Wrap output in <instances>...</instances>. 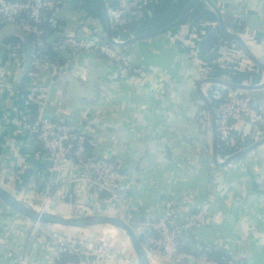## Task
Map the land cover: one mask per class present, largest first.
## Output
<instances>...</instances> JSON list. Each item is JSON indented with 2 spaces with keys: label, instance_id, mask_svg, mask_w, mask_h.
<instances>
[{
  "label": "crops",
  "instance_id": "0c3cea01",
  "mask_svg": "<svg viewBox=\"0 0 264 264\" xmlns=\"http://www.w3.org/2000/svg\"><path fill=\"white\" fill-rule=\"evenodd\" d=\"M129 1L63 0L51 19L55 30L51 41L74 33L109 42L104 5ZM190 1L150 0L143 18L128 30L112 26V35L123 41L160 30L175 22ZM210 1H195L183 21L166 32L120 46L133 65L147 71L146 78L99 52L68 54L67 66L54 78L43 63L32 61L25 68L27 42L12 23H1L0 185L63 215L123 216L138 232L146 231L173 202L175 223L208 204L209 221L184 231L186 253L208 247L216 259L264 264V142L255 145L264 137V128L241 122L243 127L236 129L235 141L228 147L214 131L212 113L216 114L221 96L231 88L220 80L242 86L264 83V0ZM218 9L226 21L225 30ZM208 35L207 52H214L209 61L199 52ZM35 85L48 87L50 118L84 131L92 154L118 163L126 175L122 183L129 210L97 196L76 162L54 163L32 137L29 123L34 118ZM246 91L264 112V85ZM31 225L0 201V264H17L21 253L28 255L31 264H60V252L47 241L59 228L44 225L32 235ZM95 229L90 231L92 238L84 228L62 231L84 241L85 258L93 264H138L134 252H125L112 240L103 241ZM157 262L197 264L186 255L161 257Z\"/></svg>",
  "mask_w": 264,
  "mask_h": 264
},
{
  "label": "built area",
  "instance_id": "2783aa9c",
  "mask_svg": "<svg viewBox=\"0 0 264 264\" xmlns=\"http://www.w3.org/2000/svg\"><path fill=\"white\" fill-rule=\"evenodd\" d=\"M150 0H130L125 5L108 6V13L114 28L128 30L136 20L144 17V8ZM63 4V0H0V24L13 23L19 25L28 33H40L39 24L43 20L46 10H53ZM26 18H22V14ZM120 40V39H117ZM121 41V40H120ZM42 44V43H40ZM57 49H71L74 54L79 53H103L108 59L119 63L127 70L133 71L146 78L147 71L135 66L129 60L127 52L120 46L107 42L98 36L84 37L79 34H66L60 38ZM72 53V54H73ZM33 61L45 64L51 71L52 77H57L67 66V63L59 64L51 60H41L33 53ZM47 89L44 86H34L31 97L34 118L29 123V131L33 138L40 141L43 148L53 159L60 164L71 159L82 169L84 179L88 181L97 196L103 197L104 192L108 201L122 211L130 209L127 194L124 191L122 181L125 178L124 171L115 160L103 156L90 154L88 137L84 131L61 119L50 118L46 114ZM264 128V112L251 100L247 91L241 88H229L220 98V105L216 112V123L221 142L226 146L234 143V132L243 127L240 123ZM240 126V127H239ZM177 214L176 203L170 204L158 220L151 222L146 231H139L145 238V246L152 261L157 257L177 259L180 256L192 257L197 264H235L229 259H215L211 257L209 248H204L198 254L184 253L179 249L184 231L193 229L199 224H206L211 215L208 204H203L187 220L173 222ZM27 218V217H26ZM30 233L36 235L44 224L32 220ZM62 233V232H61ZM49 244L60 252L58 260L62 264H93L85 258L86 245L82 239L52 234ZM74 255L76 259L61 260L62 254ZM17 264H31L25 253L17 255Z\"/></svg>",
  "mask_w": 264,
  "mask_h": 264
},
{
  "label": "water",
  "instance_id": "95a60500",
  "mask_svg": "<svg viewBox=\"0 0 264 264\" xmlns=\"http://www.w3.org/2000/svg\"><path fill=\"white\" fill-rule=\"evenodd\" d=\"M197 0H191L190 3L185 7L184 11L182 12L181 16L173 23L169 24L168 26L146 34H142L139 36H135L132 38H129L127 40H117L112 35V23L111 19L108 13V6L104 5L105 12L107 14V17L109 19L110 23V29H109V42L117 45V46H123L125 44L131 43L136 41L140 38L149 37L152 35H157L160 33H164L174 26L178 25L183 19L186 17V14L190 8V6ZM208 3H211L210 0H205ZM216 8V7H215ZM219 19L222 23L221 26L223 27V30H225L224 25L226 24V21L224 20L221 11L218 9ZM252 16H249L251 18ZM15 28V32L20 35L24 40L27 42L26 45V51L23 57V66L25 68H28L33 61V46L31 41V35L30 33L24 31L21 29V27L17 24H11ZM211 35V34H210ZM210 35L206 36L202 39L200 45H199V52L201 53V58L204 60H212L214 58V52H207V43L210 40ZM236 37V36H234ZM240 40L241 44L243 46H246L242 39L238 38ZM262 66V65H261ZM264 66V65H263ZM205 81H211L210 79L206 78ZM217 81V80H216ZM220 84L227 86H230L231 88H241V89H250V88H256L259 86H263V84H260L259 86L255 85H239L234 84L232 82H228L225 80H220ZM213 117H214V131L217 134V123H216V114H214L213 110ZM264 142V137L258 140L255 145H259ZM217 143V139L215 140V144ZM246 150V149H245ZM244 151L238 152L236 154H232L231 156H228L223 163H228L230 160H233L234 158L238 157L239 155L243 154ZM0 201H2L4 204H6L9 208H11L13 211L18 212L19 214H22L23 216L30 218L32 220L39 221L40 223L44 225L54 226L57 229H68V228H92V227H98L100 225H111L114 227H117L121 230H123L126 235L128 236L131 247L133 249V252L135 254V258L137 260L138 264H154L152 261V258L150 254L148 253V250L144 244V242L141 240V234L137 231V229L133 226V224L126 219L123 216L120 215H114V214H108V213H100V212H87L81 215H63L60 213H56L53 211H49L44 207H39L37 205H34L27 200H24L22 198L17 197L13 192L7 190L2 185H0ZM69 234V233H67Z\"/></svg>",
  "mask_w": 264,
  "mask_h": 264
},
{
  "label": "trees",
  "instance_id": "16d2710c",
  "mask_svg": "<svg viewBox=\"0 0 264 264\" xmlns=\"http://www.w3.org/2000/svg\"><path fill=\"white\" fill-rule=\"evenodd\" d=\"M54 11H55V9L46 10L44 13V16H43V20L39 24V29H40L39 32L40 33H38V34L37 33H31L30 34L32 46H33V53H35L37 55V57L40 58L41 60H44V61L51 60V61L57 62L59 64H64L69 59L68 54L71 55L73 52L71 51V49H67V48L64 50L56 48L57 42L60 40V37L56 38L54 41H51L52 34L55 31L54 27L52 25V22H51V19L52 18L55 19V16H56ZM22 18L27 19L25 13L22 14ZM13 42L17 43L18 40L13 41ZM40 43H42V44H40ZM33 115H34V113H33ZM39 143L42 145L41 142H39ZM88 148H89V153L92 154L90 151L91 148H90L89 144H88ZM41 150H43L42 147H41ZM101 195L103 197L107 196V194L104 192ZM141 240L143 242H145L144 237H141ZM179 243H180L179 249L181 251H185L182 247V240H180ZM184 253H186V251ZM195 254H198V253H195ZM211 257H213V256L211 255ZM69 259H76V257L74 255H68L66 253L62 254L61 260H69ZM218 260H220V259H218ZM59 263L62 264L61 262H59Z\"/></svg>",
  "mask_w": 264,
  "mask_h": 264
},
{
  "label": "rangeland",
  "instance_id": "374dc122",
  "mask_svg": "<svg viewBox=\"0 0 264 264\" xmlns=\"http://www.w3.org/2000/svg\"><path fill=\"white\" fill-rule=\"evenodd\" d=\"M48 196H46V199L48 200L47 198ZM95 232H97L99 235H100V238L103 240V241H107V240H112L114 243H117L121 244V248L126 252L127 250H131L133 252V249L131 247V243H130V240L128 238V236L126 235V233L117 228V227H114V226H111V225H100L98 227H95ZM94 227L92 228H84V230H87V234L90 235V231H93ZM59 231H54L53 233L51 234H63L64 236H68L66 235L62 230L64 229H58ZM70 230H76V228H70ZM62 232V233H61ZM92 234V232H91ZM87 235V236H88ZM89 238H92L91 235L88 236ZM122 250V251H123ZM129 252V251H128ZM130 254H132L130 252Z\"/></svg>",
  "mask_w": 264,
  "mask_h": 264
},
{
  "label": "bare ground",
  "instance_id": "6f19581e",
  "mask_svg": "<svg viewBox=\"0 0 264 264\" xmlns=\"http://www.w3.org/2000/svg\"><path fill=\"white\" fill-rule=\"evenodd\" d=\"M157 258L158 260L160 259V257H157ZM154 264H160V263H158L157 260L155 259Z\"/></svg>",
  "mask_w": 264,
  "mask_h": 264
}]
</instances>
